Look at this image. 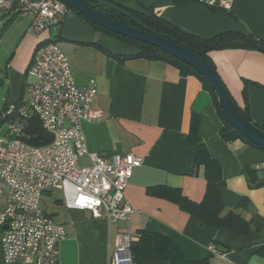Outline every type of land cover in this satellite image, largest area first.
I'll return each mask as SVG.
<instances>
[{"label": "crops", "instance_id": "obj_1", "mask_svg": "<svg viewBox=\"0 0 264 264\" xmlns=\"http://www.w3.org/2000/svg\"><path fill=\"white\" fill-rule=\"evenodd\" d=\"M110 1L139 11L153 9L176 27L203 38L240 32L264 39V0H219L226 4L220 5L225 9L218 10L200 0ZM12 5L0 6L9 11L0 30V46L14 27L21 33L5 65L4 75L9 81L6 99L15 102L29 97L26 85L34 81L29 68L36 48L55 41L69 56L77 84H87L91 78L97 82L95 107L102 116L83 121L88 149L107 154L132 152L143 159L125 190L133 207L129 222L112 223L105 216L94 217L90 210L67 208L60 188L43 192L42 198L53 195L54 190L62 191L52 205L41 206L68 232L60 242L61 264H108L120 233L127 229L135 240L143 229L172 239L190 261L264 264V148L242 138H223L224 122L202 79L195 74L182 75L167 60L137 55L138 47L97 30L74 9H69L60 24L37 33L29 29L30 13L14 10ZM209 56L241 108L246 107L243 90L249 81V114L264 126V51L222 48L210 51ZM193 118L201 141L220 164L224 183L219 191L225 211L233 210L251 220L248 233L202 224L164 191H158L179 189L192 201L204 199L208 182L205 165L196 163L198 143L190 137ZM248 168L256 170L259 184L250 183ZM244 198L248 199L247 206L240 205ZM255 225L260 229H254ZM4 230L0 224V264H25L5 260L1 243ZM210 244L224 255L213 253ZM144 264L170 261L147 260Z\"/></svg>", "mask_w": 264, "mask_h": 264}, {"label": "built area", "instance_id": "obj_2", "mask_svg": "<svg viewBox=\"0 0 264 264\" xmlns=\"http://www.w3.org/2000/svg\"><path fill=\"white\" fill-rule=\"evenodd\" d=\"M17 1L18 8L31 15L29 29L37 33L60 24L70 9L61 0ZM6 3L0 0V5ZM29 73L34 77L26 85L29 97L11 102L0 122V224L5 226L1 243L7 262L61 264L60 242L68 232L42 209L43 192L60 188L67 208L90 210L94 217L105 216L112 223L129 222L133 207L125 190L143 159L132 152L88 149L83 121L102 116L95 107L97 82L91 78L87 84H77L69 56L55 41L38 45ZM34 115L53 135L49 144L34 145L22 138L23 120ZM82 157L88 163H81ZM135 239L129 229L121 232L108 264H134ZM208 248L224 255L214 244Z\"/></svg>", "mask_w": 264, "mask_h": 264}, {"label": "trees", "instance_id": "obj_3", "mask_svg": "<svg viewBox=\"0 0 264 264\" xmlns=\"http://www.w3.org/2000/svg\"><path fill=\"white\" fill-rule=\"evenodd\" d=\"M92 3H99L100 1H107L118 7L126 10L130 16L119 13L113 9L106 6L98 5L97 10L100 11L105 16L118 20L125 24L137 25L131 16L140 22V27L147 29L150 32L162 35L166 38L174 40L193 51L197 52L205 60H207L214 68V64L209 56V52L215 49L222 48H255L264 51V39H258L251 34H244L240 32H224L213 37L203 38L176 27L172 23L166 21L160 17L153 9L147 11H139L135 9H130L127 7L120 6L110 0H88ZM177 1V0H176ZM213 9H225L224 7L212 5ZM12 8L16 10L18 8L17 4H13ZM71 9L76 10L84 19L88 20L92 25L99 31L112 34L119 39L135 45L139 48L137 55L145 56L152 59H164L174 65H176L182 75L195 74L199 76L205 87L210 90L213 95L215 105L217 110L224 122L223 128V138L225 140H232L235 138H242L246 140L253 146L264 148L260 145L252 143L245 135L241 133L238 129L229 124L221 111L218 103L215 90L210 86V84L203 78V76L195 69L192 65L185 61H182L172 54L164 51L163 49L146 43L140 40L121 35L119 33L113 32L102 25L92 21L90 18L79 12L73 6ZM113 56L120 58L119 54H113ZM4 83V79L0 80V85ZM248 85L249 81H245L244 86V98H245V108L239 107L241 112L252 120L249 114V97H248ZM22 101V100H20ZM15 101V102H20ZM9 100H5L3 108L0 110V122L4 120L3 112L8 108ZM237 104V103H236ZM253 121V120H252ZM24 131L22 138L27 142L34 145H46L52 142L53 135L43 128L39 118L37 116H32L31 118L23 120ZM264 128V126L260 125ZM190 137L198 143L196 163L197 165L204 164L206 170L207 178V189L204 199L201 202H195L187 198L182 194L179 189H162L158 191H164V195L175 201L183 210L187 211L191 215L196 216L202 224L210 225L215 228H227L237 234H245L252 230V221L245 218L241 213L234 212L230 210L225 211L224 202L221 200L219 186L224 183L221 175L220 164L212 158L208 148L205 143H203L197 133V121L193 118ZM249 181L252 184H259L260 180L257 176L256 170L252 168L246 169ZM157 191V190H155ZM248 199L244 198L240 202V205L247 206ZM254 229H260L259 225H255ZM132 254L134 258V264H144L147 260H160L167 259L170 264H208L205 259L190 261L187 260L182 252L181 246L170 238L162 236L160 234L154 233L148 229H143L140 231L138 239L134 240L131 245Z\"/></svg>", "mask_w": 264, "mask_h": 264}, {"label": "water", "instance_id": "obj_4", "mask_svg": "<svg viewBox=\"0 0 264 264\" xmlns=\"http://www.w3.org/2000/svg\"><path fill=\"white\" fill-rule=\"evenodd\" d=\"M61 1L65 2L69 6H73L92 21L113 32L155 45L172 54L176 58L192 65L215 90V94L225 120L233 127L241 131V133L252 143L264 147V128L250 120L241 112L217 70L197 52L174 40L141 28L139 26L140 22L132 16L131 19H134L137 25L122 23L118 20L105 16L97 10L98 5H102L124 15L130 16L126 10L110 2L100 1L99 3H92L88 0Z\"/></svg>", "mask_w": 264, "mask_h": 264}, {"label": "rangeland", "instance_id": "obj_5", "mask_svg": "<svg viewBox=\"0 0 264 264\" xmlns=\"http://www.w3.org/2000/svg\"><path fill=\"white\" fill-rule=\"evenodd\" d=\"M7 2L4 5H9L11 6L12 4H17V6H19V2L17 0H7ZM2 6V4L0 5ZM5 6L0 8V30L1 28L4 26L5 22L7 21V18L9 17V11H7L6 8H4ZM31 16V15H30ZM12 29V28H11ZM21 36L20 33V29L18 27H14L13 30H10L8 36H5L6 38H4V43L2 46H0V69L3 70V72L0 71V78L4 79V83L2 85H0V110L3 108V105L5 103V99H6V95H7V91L9 89V81L8 79L5 77L4 75V71H5V65L6 62L9 58V55L11 54V50L10 48H13L15 45V42H17V40H19ZM13 46V47H11ZM8 125L6 124L3 127L2 133L4 134L7 131ZM81 163H88L86 157L81 159ZM62 195V191L61 190H54L53 195H49V194H45L42 198V202H41V206L43 208H46L48 205H52L53 204V198L55 197H59ZM50 208V207H48Z\"/></svg>", "mask_w": 264, "mask_h": 264}]
</instances>
